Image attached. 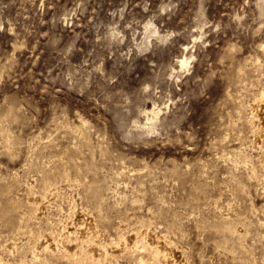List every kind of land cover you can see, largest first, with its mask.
<instances>
[{
    "label": "rangeland",
    "instance_id": "rangeland-1",
    "mask_svg": "<svg viewBox=\"0 0 264 264\" xmlns=\"http://www.w3.org/2000/svg\"><path fill=\"white\" fill-rule=\"evenodd\" d=\"M263 112L264 0H0V264H264Z\"/></svg>",
    "mask_w": 264,
    "mask_h": 264
},
{
    "label": "bare ground",
    "instance_id": "bare-ground-1",
    "mask_svg": "<svg viewBox=\"0 0 264 264\" xmlns=\"http://www.w3.org/2000/svg\"><path fill=\"white\" fill-rule=\"evenodd\" d=\"M181 64L182 65H184V64H186V60L185 59H181ZM262 109V108H261ZM264 113V112H263ZM261 114V113H260ZM50 178L49 177H47L46 178V184H48L49 182H50ZM49 185V184H48ZM45 191V190H44ZM47 191V190H46ZM50 191V190H49ZM46 193V192H45ZM55 193V192H54ZM32 206H34V205H32ZM35 207V206H34ZM37 207V206H36ZM36 207H35V209H36ZM33 208V207H32ZM33 211V210H32ZM31 211V212H32ZM35 211V210H34ZM30 212V213H31ZM37 212V211H36ZM33 213V212H32ZM74 220H75V218H74ZM79 221V220H78ZM82 221V220H81ZM76 222V221H75ZM74 223V222H73ZM83 223V222H82ZM87 224H89V225H93V224H91V223H89V222H87ZM94 226V225H93ZM221 226H223L224 228H226V229H228L229 231H233V232H235L236 231V228H232L229 224H227V223H222V225ZM92 227V226H91ZM162 243V242H161ZM160 246V245H159ZM160 249V248H159ZM173 250V249H172ZM159 251V250H158ZM177 251V250H176ZM174 252H175V250H174ZM161 253V252H160ZM176 253V252H175ZM179 253V252H178ZM180 254V253H179Z\"/></svg>",
    "mask_w": 264,
    "mask_h": 264
}]
</instances>
